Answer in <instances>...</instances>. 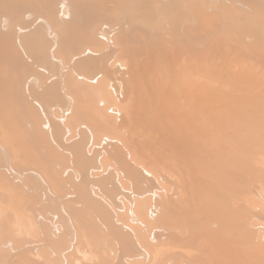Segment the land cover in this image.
<instances>
[{"label":"bare ground","instance_id":"obj_1","mask_svg":"<svg viewBox=\"0 0 264 264\" xmlns=\"http://www.w3.org/2000/svg\"><path fill=\"white\" fill-rule=\"evenodd\" d=\"M108 1L114 2L115 6L119 8H128V5L119 3L121 2V0ZM153 3L152 5L154 7L155 3L157 4V2H154L153 0ZM147 4H150V2ZM80 5V1L77 0L75 2L76 8L73 11V20L71 19V24L68 23V26H70L68 28H63V26H60V28H58V30L60 31L68 29V31L71 33L70 39L68 40V45L64 42L59 45L60 41L58 42L57 40V45H59V47H57L56 50L62 58L66 55V52H68L70 48H73L74 50L75 48H80L79 46H81L82 44H88L89 41L93 42L91 28L82 27L77 31L75 29L77 26L75 22L80 18L78 12ZM65 6L66 4L64 1L59 4V8H64ZM129 7L131 10L133 9L131 6ZM150 8L152 9L151 6ZM150 8H148V10H151ZM166 9L169 8L166 7ZM181 11L178 13L180 14ZM144 13V15L126 13L124 16L128 18L129 22H127L125 18H122V21L126 20L127 26L132 25V27L136 29L133 30L134 33L130 35V38L126 36L125 30L123 32V29L121 30L119 25L113 27L114 29L109 31L110 36L106 34V29L103 28V30L99 32L98 37L101 41L109 43L105 44L104 46L100 44L101 47L96 46L98 47L96 50L88 48V51L84 50L83 52H80L82 54L87 51L89 56L84 57L83 54L81 55L82 57L79 58L78 55L80 53L76 52L69 59L70 62L76 66L75 69L79 72L75 71L73 73L75 82L77 81V83H72L70 81L71 84L68 86V88L70 87L69 94L71 95L70 97L66 95V98L68 97L67 102H69L68 107L70 105L69 109L73 110L70 111V114H72L73 112V115L65 120L63 124L64 126L71 124L69 121L70 119L71 122H76L74 125H71L74 130L78 129L83 136L85 134V140L83 139V136L80 135L78 139L72 138L69 142L67 141L70 144L75 140L77 142L79 139H81V141H79L78 143H80V145L82 143L81 148H83L84 145L85 156L83 157L84 153L81 155L82 149H80V147H77V149L75 147V149L77 150V154H75L76 152L73 153L77 158L74 157V154L72 153L73 157L77 159L78 165H80V157L82 156L83 159H85L84 162L82 161V164L84 165L85 163L86 166L88 165V162L90 163V159L86 155L87 143L84 144V142L87 140L93 141L94 139H98L99 137H102V139H109L110 147L106 149L103 155L100 156L98 152L97 155H95L96 157H91V159L94 160V162L97 161L96 163L100 168L103 167V165H108L106 166V169H111L113 166H115V168L119 169V171L114 170L113 175L118 171L117 175L119 176L118 178L120 179V181H125L130 186L128 191L123 187L117 186L120 185V183H115V185L111 186L110 180L112 178L108 177L111 174L109 170H103L105 172L107 171V173L105 174V176L107 177L101 175L102 171L100 172V174H93L92 176L90 173L84 171L86 168L81 166V164L80 167L83 168L82 173L85 172L83 175L85 176L86 180L83 181V175L80 174L81 178L79 180V183H81L79 184L78 188L75 189L76 198L78 199L77 201L96 210L104 218V220L109 223L107 234L110 233V236H113L112 238H114L115 236V241L117 243H119L118 241H120L122 250H125V244H129L131 241L136 242L137 252L143 258L141 260L142 263L145 260V263L149 262V264H156L157 262L165 263V261V264H187V262L189 264L190 261H192V263L190 262L191 264H264V247H262V250L257 248V246L259 247V245L264 243V240H262L261 238L262 236L264 237V232L259 228L261 225H264V216H259V218H257L258 214L253 216L251 213L252 211L250 212L251 209H248L249 213H251L252 215V229L255 233H257L256 238H254L253 240V237H251L252 230L250 233L249 229L251 228H248L250 226H248V224H250V221H248L249 219L247 217L248 207L253 208V211H256V209H258V212H260L261 209L259 210V208L263 205L262 200L261 206L259 207L260 198L258 196V193H264V69L260 67L257 60H255L257 62V65L253 64V62L257 57L258 59L260 58L261 60H264V57H262L264 56V52H262L261 56V52H259L258 54V51L261 49L258 48L259 50L255 52L260 55V57L253 56V53L251 56L250 51H248L249 47L245 46L248 49L247 51L244 50L245 55L243 58L247 60L248 58L251 59V57H256L251 60L252 63L249 61L250 59H248L249 63H246V60L245 62H240L243 59L240 60L239 57L242 58V54L244 53L243 51H241L242 56L239 54L240 56L237 55V57L235 54H233L236 57L234 59L237 60L238 58V61L234 60V63L227 61L226 64L224 62L225 60H223V57H219V60H223V63L218 59V61H216L215 59L213 61V58L210 59L212 55H215L217 57L221 54L219 51L218 52L220 54L217 52L218 55L215 52L216 50L220 49L218 47V45H220L219 43L217 46H215L218 47V49L215 48V51H212L211 49V55L208 56L205 55L208 50L204 52L205 54L194 52L192 50L190 52L181 51L179 47H184L185 45L179 46L178 44L180 43L178 40V44H176L178 50V52H176L177 60L170 62L171 60L169 59L171 58L168 59V56H166L167 58L163 56V59L159 57L161 60H163L162 63H160L159 61L161 60H159L158 56L161 55L160 51L162 49H159L160 51L157 50V41L155 44L153 41L154 39L152 38V40L150 38L152 36L151 30H149L150 34L149 32H145V26H151L149 24L151 15L146 20L145 17L148 15V13L147 15L146 12ZM178 13L177 15H171L172 20L173 18L177 19L180 17ZM61 16H65L67 18L66 13L61 12ZM202 16L203 15H201V17ZM205 17L201 18V20L200 18H196L197 22H195L199 23L198 21H200L201 24H199L201 27V25L205 22L202 21L203 19H205ZM165 18L167 22H170L169 16ZM181 18L184 17L182 16L180 17V19ZM117 20L119 19L117 18ZM183 20L185 21V19H182V22ZM234 22L238 23L240 26L238 24L237 25L242 28V25L239 22H236V20ZM251 22H253L252 24H255L254 20H252ZM183 23L188 24V22ZM153 24L157 25V22H154ZM229 24H231V22ZM258 25H255L254 30ZM124 26L125 24L123 25V27ZM202 26L203 27L201 28H205L204 25ZM141 28L144 29L140 31ZM138 29L139 31H137ZM238 29L235 28V30ZM249 29H252V27ZM257 29H261V27H258ZM241 30L239 29V31ZM254 30L252 31L253 35ZM262 30L264 31V28L261 29V31ZM233 31L234 30H232V32ZM257 31L258 30H256L255 33H257ZM261 31L259 30L258 33H260ZM236 32L238 31L233 32V34ZM148 34L151 36H149ZM55 35L58 34H54V36ZM178 35L179 34H177V36ZM159 36L161 35L159 34ZM62 37H60L59 39L61 40ZM219 37H221L220 33ZM258 37L262 39L261 34ZM262 37L264 36L262 35ZM177 38L179 39V36ZM220 39L222 40V38ZM220 39L217 41L221 42ZM40 40H30L26 43L28 47L30 46V49L32 48L31 50L33 53L40 54L44 47H46L45 44H47V42L43 44L42 42H40ZM252 40L253 39H251V41ZM163 41L165 42V40ZM163 41H161L162 44ZM176 41L174 42V44L176 43ZM120 42L124 43V45L118 47V52H113V50H116L114 48H117L116 44ZM170 43L171 42L166 44L165 47H167ZM223 43L222 46H224L225 48L227 45L225 46L223 45ZM243 46H241L240 48L246 49ZM259 46H261V42ZM165 47L164 51L166 49H169H165ZM169 47L170 50H172V46ZM234 47L230 49H233ZM206 48H208V46ZM236 48L234 49L236 50ZM240 48H237L238 51L241 50ZM8 49L10 50V47L6 50ZM226 49L222 50L226 51ZM250 49L256 48H251L250 46ZM227 50L229 52V48ZM157 51H159V54H157ZM120 52L122 53V56L124 58H121L117 55V53L120 54ZM170 52L171 51H169V53ZM228 52H226L227 55H225L230 56L228 57V59L232 57V55H229V53H238L234 52V50L232 52ZM246 52L247 54L248 52L250 53L249 56L246 55ZM156 54L158 56H156ZM59 55L57 57H59ZM245 56H248V58ZM1 57L2 56H0V58ZM53 57L55 58V56ZM125 57L129 58L128 62ZM119 58L122 59L123 62ZM85 60L94 61L86 62ZM99 60H103L104 64L101 62L102 64L100 65ZM97 62H99V65ZM5 64L7 65L8 63ZM253 65L257 69H255ZM52 71L53 70H51V73H56V70L53 72ZM52 77L50 79H52ZM67 77L69 78V76ZM4 78L5 77H0V81L2 82ZM4 83L5 82H3V84ZM63 84L61 85L60 83L61 86H63ZM3 86V89L4 87L5 90L8 89V87L6 88V85L4 87ZM3 89V92H1V94L3 93L4 95H2L5 97V90ZM63 89L61 87V90ZM45 93L46 92L44 91V94ZM54 93H51L52 96ZM2 95L0 100L2 99ZM9 96L11 97V95ZM30 97L28 96V99H30ZM54 97L56 96L54 95ZM5 98L7 99V97ZM5 98L2 100L4 101ZM12 99L11 101H9L10 99H7V102L12 103L13 101H16H12ZM3 101L0 102L2 108L0 109L4 111L5 114L6 111L3 110L4 105L2 107V104H5L6 100L4 103H2ZM47 101L48 106L51 108L53 106V103L55 102L54 98L52 100L49 97ZM31 102L33 103V106L35 105V107L37 106L40 109V105L36 103L35 100H32ZM9 105L7 104L5 106L8 107ZM14 105L16 106V104ZM18 105L15 108L16 110H18L17 108L19 107V110L21 109V104ZM10 106L8 107L9 110L11 109ZM33 106H31V108ZM8 111L6 113H8ZM30 111L28 112L29 115H36L35 112ZM9 112L13 114L12 110H10ZM20 114L21 112H18V115ZM53 114H55V112ZM2 116H4L3 112ZM10 116L14 117L13 115ZM53 116L54 115H52V117ZM6 117L7 115L4 119H6ZM12 117H10V120L12 121L13 119V124L15 122V125H17L15 120L17 117H14L15 119ZM0 119V124H2V118ZM4 119L2 126H7L11 123L8 121L9 119ZM30 119L34 120L36 118L35 116L32 117L31 115ZM37 120L35 124V120L33 121L31 128L32 130L35 128L34 125L37 124ZM40 121L41 120H39V122ZM47 122L50 126L51 136L54 137V127L51 126V121L49 122V120H47ZM39 124L38 125L41 126L42 129H44L46 122L42 121V124ZM38 125H36V127H39ZM69 126L70 125H68L67 127ZM71 126L69 128H71ZM63 128L64 127H62V129ZM11 129L12 130L8 129L9 132L8 130L3 129L4 131L2 132L4 134H2V136L5 139V141L3 140V142L7 145V147L10 148L8 150L12 151L13 154H15L17 152L19 153L22 138L20 135L17 136V133H15L16 131L14 132L13 127H11ZM35 129L39 130L40 128ZM35 129L33 130L34 132H32V130L31 132L34 134V136H38V133L35 131ZM40 130L38 131L39 134L41 132ZM66 130L67 131H65L64 133L71 134V132L68 131L69 129ZM10 131L14 132L15 134ZM86 131L89 132L88 135ZM19 134H21V132ZM109 135L112 137H109ZM52 140L54 139L52 138ZM91 143L94 146L91 144L90 149L92 148V146L95 147L96 144L93 142ZM105 143H107V141ZM75 149L73 151H75ZM59 150L63 153H68L65 148H59ZM126 154L129 155V160L125 157ZM87 159L89 161L86 164ZM43 161L44 163L47 162L46 159H44ZM54 164L55 163H53V166ZM258 167H261L263 170H261L260 168L258 169ZM53 169L54 167L50 170ZM73 170L76 169L73 168L72 162V171ZM5 172L9 175H11V172L13 173V179L18 183V186H16L17 189L22 183L21 178L23 177L24 179L25 175L31 173H16L9 167H7ZM86 175L94 177V182H91L89 184ZM81 179H83V182L81 181ZM4 183L6 186L7 180H5ZM96 183L99 184L100 191L97 189V192L95 194L93 193L92 195V193H90V188L93 192H95L94 190L95 186L97 185ZM19 190L20 191L18 192H22V189ZM113 190H116L114 198H112L111 196ZM12 192L11 197H13ZM13 193L15 196L16 192ZM58 196L59 195H57L56 197ZM248 196L253 200V203H251V199H249L250 202L246 203L248 204V207L245 206V208V202L249 201H246L248 199ZM25 197L26 196H24V198ZM255 198L259 200L256 201ZM13 199L11 198L10 200ZM28 199H24L23 201L25 203L26 201L30 202L32 197L31 199L30 197H28ZM261 199H264V197ZM22 203L19 204H21L22 206ZM25 203L23 204L24 207ZM119 203L123 205V211H120V209L118 208L120 207L118 206ZM21 208L23 209V207ZM18 209L22 210L20 209V205ZM262 209L264 210V205L262 206ZM25 210H22L23 213H20L21 217H23L24 213L27 212V210L26 212ZM59 210H61V213L65 216V218L68 219V217H70L71 213H69V211H67L65 208L61 207ZM116 210H119V212L123 213V219H116L114 221L113 214H116ZM263 210L261 212H263ZM19 212L16 213L18 214L19 219H22L19 215ZM75 212L77 213V211ZM67 213H69V215ZM71 215L75 216L76 214L72 213ZM251 215L249 214V216ZM262 215H264V213ZM25 216L28 217L27 213L25 214ZM25 216L22 220H24V218L26 219ZM38 218L40 222H42V224H46V222L49 223L47 227L49 226V233L53 234V236L59 235L61 231H63L62 223L55 220L58 219V213L42 212V214L39 213ZM70 219L71 218L68 219L69 221L67 220V225L68 228L73 231V229L75 228H73L74 225H71V223H69L72 221V219ZM253 219H259V224H257L256 221H253ZM122 221H124V223ZM254 222L256 224H254ZM257 227L260 231L263 232L262 235L260 233V238L263 241V243L261 244H259L260 241H257L255 243V239L259 237L257 236L259 231H257ZM43 228L44 227L42 226L40 230L41 233L47 231L46 228H44L45 230H43ZM63 229H65V225ZM72 231L70 232V235L72 234V236H74L73 234H76L75 231L77 230L75 229L74 233ZM141 233H143V236H140ZM74 237L70 236V238L72 239ZM251 240H255L254 243L257 246L251 244ZM40 245H36L37 249L41 248ZM251 245L256 248H253ZM197 246L198 248L199 246H203V251L201 250L202 248L200 249L201 252L198 251ZM36 247L34 246L29 250L34 249L35 253L38 251L37 249V251H35ZM259 248H261V246ZM50 253L53 254V252L51 251ZM166 256H170V260ZM132 258L133 257H128V259ZM55 260L56 264H59L60 260ZM55 260L53 261L55 262ZM58 260L59 262L57 263ZM186 260L187 262H185Z\"/></svg>","mask_w":264,"mask_h":264},{"label":"rangeland","instance_id":"obj_2","mask_svg":"<svg viewBox=\"0 0 264 264\" xmlns=\"http://www.w3.org/2000/svg\"><path fill=\"white\" fill-rule=\"evenodd\" d=\"M63 1L65 2L66 6L64 8H59V4ZM76 1L77 0H0V49H1L0 50V56H2L0 58V60L3 59L0 61V66H1L0 72H1V74L4 71V73H3L4 75L0 74V77H2V78L5 77L4 80H2V82L0 81L1 82V84H0V98H1V95L3 94V93L1 94V92H3L2 86L6 85V88L8 87L9 91H8V89L5 90V87L3 86L4 87L3 90H5V97H7V99H10L9 101H11L12 98H13L12 101L16 100L15 102L13 101L12 103L11 102L8 103L7 102L8 100L3 96L4 94L2 95V99L5 98L6 102H5V100L4 101L2 99L0 100V102L3 101L2 103L5 102V104H2V107L4 105L3 110H5L7 112L9 110L8 107L11 105L10 110H12V113H13V114H11V112H9L10 110L8 111V113L5 112L7 117L9 115V117L8 118L6 117V119H9L8 121L11 122L10 124H12V125L8 124L9 123L8 122L7 123L8 127L6 125L5 126L3 125L4 126L3 127L2 126L3 119L5 118L6 115L4 114V111L1 110L2 108L0 105V108H1L0 109V115H1L0 118H2V124H0V172H1L0 181L2 182V183L0 182L1 183V185H0V223L2 222L0 224V264H54V263L56 264L55 259L60 260V262H59V260L57 261V263L59 262V264H141L142 263L141 260L143 258L137 252L136 242L131 241L129 244H125V250H122L120 241H118L119 243H117L115 241V236H114V238H112L113 236L111 237L110 233L107 234L108 229H109V223L106 222L104 220V218L96 210H94V209L84 205L83 203H80L77 201L78 199L76 198L75 189H77L79 184L81 183V182L79 183L81 175H83L85 173V172L82 173L83 168L80 167V165L82 164V161L83 162L85 161V159H83V157L85 156V150H84V145H83V148H81L82 143H81V145H80V143H78L79 141H81V139H79L77 142L75 140L70 144L68 143L72 138L78 139L80 137V135H82L78 129L74 130V128L71 126V125H74L76 122H74V121L71 122V120L69 119L71 124H68V125H70L71 128H69L70 126L67 127L68 125L67 126L65 125L66 126L65 127L63 124V122H65V120H67L68 118H70L73 115V112H72V114H70V111H73V110L69 109L70 105L68 107L69 102H67L68 97H70V95H71V94H69L70 87L68 88V86L71 84V82L72 83L75 82V77H74L73 73L75 71H78L75 69L76 66L74 64H72L69 59L76 52L80 53V52H83L84 50L88 51V48H91L92 50L93 49L96 50L100 46V44L104 46L105 44L109 43V42L101 41L100 38L98 37L99 32L102 31L103 28L106 29L105 30L106 34H108V36H110L109 31L113 30L114 29L113 27H116L119 25L121 30L123 29V32L125 30L126 36H128V38H130V35L134 33L133 30L135 28L132 27V25H128V26L126 25L127 22H129V21H128V18H126L124 15L126 13H132L135 15H140V14L144 15L145 14L144 12H146V15H147V13H148V15L145 17V19L147 20L148 17H150V15H151L152 18L150 17V19H149V24L151 26L146 25L145 26V28H146L145 32L146 33L149 32V34H150L149 30H151L152 36L149 34L148 35L151 36L150 37L151 39L152 38L154 39V40L153 39L152 40L154 41L155 44L157 41V45H156L157 50L162 49L161 51L165 52V53H163L159 50L162 56L157 55V54H159V51H157L156 56H158V58L160 57L162 59H163V56H165V58H167L166 56H168V59L171 58V59H169V60H171L170 62L177 60V56H176L177 53L176 52H178V50H177L176 44H178V40L180 43V44H178L179 46L185 45L184 47H179L181 51L190 52L192 50L194 52L204 53L205 51L208 50L206 52V54L204 53L205 55H208V56L211 55L212 51H215V48L218 49V47H219L220 49L216 50L215 52L217 53L219 51L221 54L219 52L218 53L221 56L218 55V53H217L218 58L215 55L214 56L212 55L210 57V59L213 58V61H214V59L216 61H218L219 57H223V60H225L224 62L226 64H227V61H230V62H233L234 60L238 61V58H237V60L234 58H236L235 55L240 56L241 51H243L244 53L242 52L243 53L242 54L243 56L241 55L242 58L239 57L240 60L243 59L240 62H245L246 59H244L243 57L245 55V51H247V49H248L246 47H249L248 51H250L251 56L253 53V56H256V57L259 56L260 57V55L262 56V52H264L263 51L264 40H262V39H264V37H262V35L264 36V33H261V32H264L263 30L261 31V29L264 28V0H154V2L155 1L157 2V4L155 3L154 7L152 5L153 0H145V1H143V0H121V2H119L121 4L128 5V8H119V7L115 6L114 2H111L108 0L107 1H105V0H78V1H80V4H81L79 7V11H78L80 18L77 19V21L75 22L77 24L75 29L77 31L82 27L91 28L93 42L89 41L88 44L87 43L82 44L81 46H79L80 48H77V49L75 48L74 50H73V48H70V50H68V52H66V55L62 58L58 54L56 49L63 42L65 44L67 43V45H68V40L70 39L71 33L68 31V29H65L64 31H60V30H58V28H60V26H63V28L64 27L68 28L70 26V25L68 26V23L71 24V22H72L71 19L73 20L72 16H73V11L76 8V6H75ZM146 2L147 3L150 2V4H147ZM116 5H118V4H116ZM129 6H131L133 9L131 10ZM150 6L152 7V9L150 8ZM165 6L169 9H166ZM172 6L174 9L172 8ZM146 8H147V10H148V8H150L152 11L154 10L155 12L154 11L152 12L151 10L147 11ZM170 8H172V9H170ZM164 9H165V11H164ZM169 10H170V12H169ZM60 11L63 13H66L67 18L65 16H61ZM180 11H181V13L179 14L178 12H180ZM183 11L184 12L186 11L185 12L186 15L184 14ZM59 12H60V16H59ZM164 12H165V14H164ZM173 12H176V13H173ZM177 13L180 17L183 16L184 18L180 19V17H179L177 19L173 18V20H172L171 15L172 14L177 15ZM181 14H183V15H181ZM201 15H203L204 17L206 16L208 18L207 19L205 17V19L202 20V21H205L202 24V25H204L205 28H201V27H203L202 25L200 27V24H201L200 21H198L200 24L196 23L197 22L196 18H200ZM243 15H245V16H243ZM168 16L170 18L169 19L170 22H167V20L165 18ZM185 16H187V17H185ZM198 16H200V17H198ZM203 16L201 18H204ZM117 18L119 20H117ZM122 18H125L127 20V22L125 19H124L125 21H122ZM201 18H200V20H201ZM226 18H227V20H226ZM182 19H185V21L183 20V22H188V24L183 23ZM245 19H246V21H245ZM206 20H208V21H206ZM235 20H236V22H239L242 25L241 27L245 31L239 27L240 25L238 23L234 22ZM252 20H254L255 24H252L253 23V22H251ZM153 21L157 22L158 26L154 25ZM215 22H216V24H215ZM230 22H231V24H229ZM46 23H47V25H46ZM258 23H259V25H258ZM124 24H125V26L123 27ZM255 25H258V26L254 30ZM236 26H238V27H236ZM248 26H250V27H248ZM48 27H49V29H48ZM251 27H252V29H249ZM258 27H261V29H257ZM168 28H170V29H168ZM235 28L236 29L239 28L240 30L241 29L242 30L241 31H239V29L235 30ZM143 29L144 28H141L140 31ZM21 30H22V32H21ZM54 30H55V32H54ZM232 30H234L233 32L238 31V32H236L237 34L236 33L233 34ZM253 30H254V35L252 32ZM256 30H258V31L260 30L261 32L258 33V31H257V33H255ZM42 31H43V33H42ZM137 31H139V29ZM218 31H219L221 37H219ZM230 32H232V33H230ZM30 33L32 34V39H31ZM33 33H34V35H33ZM120 33H122V32H120ZM217 33H218V35H217ZM229 33H230V35H229ZM37 34H38V36H37ZM54 34H58V35L54 36ZM159 34L161 36H159ZM177 34H179L178 35L179 39L177 38L178 37ZM226 34H228L229 36ZM260 34H261L262 39H260V37H258V36H260ZM62 35H63V37H62ZM59 36L62 37L61 40H63V41H61L59 39L60 38ZM215 38H216V41H215ZM220 38H222V40ZM223 38H225V39H223ZM256 38L259 40H257ZM219 39L221 40V42L217 41ZM251 39H253L254 41L253 40L251 41ZM30 40H38V41L40 40V42H42L43 44L46 42H47V44H45L46 47H44V49L40 52V54L39 53L37 54V53H33L31 50L32 48L30 49V46L28 47V45L26 44ZM54 40H56V41H54ZM57 40H58V42L60 41L59 45H57L58 44ZM163 40H165V42ZM161 41H163L164 45L162 44ZM168 41L171 43L167 47H165V45L169 43ZM175 41H176V43L174 44ZM211 41H213V42H211ZM259 41L261 42V46H259L260 45ZM16 42H18V43H16ZM97 42H98V44H97ZM210 43H211V45H210ZM218 43L220 45H218ZM222 43H223V45H225V46L227 45V46L224 48V46H222ZM116 45H117V48L115 47L114 49H116V50H113V52H118V49H119L118 47L123 46L124 43L120 42ZM217 45H218V47H215ZM96 46H98V47H96ZM169 46H172V48H171L172 50H170ZM207 46H208V48H206ZM213 46H214V49H213ZM236 46L238 49L241 46H243L246 49L240 48L241 50L238 51ZM250 46H251V48L255 47L256 49H250ZM9 47H10V50L9 49L6 50ZM164 47H165V49L166 48H169V49H166L164 51ZM232 47L236 48V50L234 48L230 49ZM226 48L227 49L229 48V52H232L234 50V52H238V53L237 54L233 53V52L229 53ZM258 48L261 49L262 51L259 50ZM4 49H5V51H4ZM211 49H212V51H211ZM222 49H226V51L222 50ZM257 50H259L258 54H259V52H261L260 55H258L255 52ZM87 51H85L82 54L78 53L79 54L78 57L79 58L82 57L81 55H83V54H84L83 55L84 57L89 56ZM169 51H171V52L169 53ZM9 52H11V53H9ZM46 52H48V53H46ZM226 52H228L229 55L231 54L233 58L231 57L228 59V57H230V56H225V55H227ZM172 53H174V54H172ZM250 53L248 52V54H247V52H246V55L249 56ZM254 53H256L257 55ZM45 54H46V56H45ZM52 54H53V56H55V58L52 56ZM57 54L59 55V57H57L58 56ZM233 54H235V55H233ZM117 55L121 58L123 57L121 52H120V54L117 53ZM248 56H245V57L248 58ZM226 57H227V59H226ZM256 57H251V59L250 58H248V59H250L249 61L252 63L251 60H253ZM262 57H264V56H262ZM105 58H106V56H105ZM160 58H159V60H161ZM60 59H61V61H60ZM125 59L128 62L129 58L125 57ZM248 59L246 60L247 61L246 63H249ZM259 59H258V57L256 59H254L255 63L253 62V64L257 65V62H258L260 67L262 69H264V66H262V65H264V60H261V59L259 60ZM120 60L122 61V59H120ZM223 60H221L222 63H223ZM255 60H257V62ZM85 61L86 62H92L94 60H85ZM162 61L163 60H161L159 62L162 63ZM99 62H100V65L102 63L104 64L103 60L102 61L99 60ZM99 62H97L98 65H99ZM5 63H8V64L6 65ZM59 63H61V64H59ZM39 65L42 69L39 67ZM42 65H43V67H42ZM44 65H46V66H44ZM55 65L59 69H57L55 67ZM49 66H50V68H49ZM6 67H7V69H6ZM253 67H255V66L253 65ZM261 68H258V69H261ZM255 69H257V68L255 67ZM51 70L55 71L56 73H54L53 71H52L53 73H51ZM69 74H71L72 76ZM67 76H69V78ZM51 77H52V79H50ZM66 77L68 78V80ZM3 82H5V83L3 84ZM49 82H51V83H49ZM60 83H61V85L64 83L63 84L64 87L61 86ZM75 83H77V81ZM61 87H62V89L63 88L64 89L61 90ZM45 88H47V89H45ZM56 88H57V90H56ZM6 91H7V93H6ZM44 91L47 93V95H46V93L44 94ZM37 93H38V95H37ZM51 93H54L53 96ZM30 94H31V97H30ZM9 95H11V97ZM54 95L56 97H54ZM66 95L68 96L67 98H66ZM28 96L30 97V99H28ZM49 97L52 100H53V98L55 100V102L53 103V106L51 108L48 106V101H47ZM31 99L35 100L36 103H38L40 105V109L37 106L35 107V105L34 106L32 105L33 103L31 102L32 101ZM42 101H44V102H42ZM60 101H63V102H60ZM6 103L8 105L10 103L11 104L7 107V106H5V105H7ZM14 104H16V106ZM18 104H21L20 110H19L20 107L17 108L18 110L15 109ZM12 105H14L15 107ZM18 106H20V105H18ZM31 106H33V107L31 108ZM30 110L32 112H35V114H36V115L31 114L32 117L35 116V118H36V119H34L35 121L30 119L31 115H29V113H28ZM17 111L21 112V114L18 115ZM2 112H3L4 116H2ZM54 112H55V114H53ZM25 114H27V115H25ZM69 114H70V116H69ZM10 115H13L15 118L16 117L17 118L15 119L14 117H12ZM52 115H54V116L52 117ZM27 116H28V118H27ZM10 117H12L16 120L17 125H15V122L13 124V119L11 121ZM6 119H4V120H6ZM37 119H39L41 121L39 122V120H37ZM36 120H37L36 125H38L39 123L42 124V121L46 122L44 129H42L41 126H39L40 124L38 125L39 127H36V125H34L35 128L41 129V130L39 129L41 131L39 134V132H38L39 130H36L33 127L35 129V131L38 133L37 134L38 136H34V134L32 133V132H34L33 131L34 129L33 130L31 129L33 121L35 124ZM47 120H49V122L51 121L50 122L51 126L54 127L53 128L54 137L51 136L50 126H49V123L47 122ZM80 121H78V122H80ZM0 123H1V121H0ZM60 124H61V126H60ZM9 126H10V128H9ZM5 127H6V129H5ZM11 127H13L14 132L16 131L15 133H17V136L20 135L22 138V143L20 145L19 153L17 152L15 154H13L12 151L8 150L10 148L7 147V145L3 142V140L5 141V139L2 136V134H4L2 131L8 130V129L12 130ZM56 127H57V130H56ZM62 127H64L63 128L64 130L62 129ZM65 128L69 129L68 131H70L71 134L64 133L65 131H67ZM59 129H61L63 131H61ZM31 130H32V132H31ZM55 130L58 132H56ZM8 132H9V130H8ZM10 132H12V131H10ZM14 132H12V133H14ZM20 132H21V134H19ZM86 132L88 135L89 132L88 131H86ZM55 134H57V135H55ZM38 137H39V139H38ZM109 137H112V136L109 135ZM52 138L54 140H52ZM83 139L85 140V134L83 136ZM101 139H102V137H99L98 139H94L93 141L87 140L84 142V144L87 143V148H86L87 154L86 155L90 159V163L88 162L89 160L87 159L86 164L88 162V165L85 166V163H84V165L82 164L81 166L85 167L86 169L84 168L85 169L84 171H86L87 173H90L92 176H93V174H96V175L100 174L101 171H102L101 175L105 176V174L109 170L111 174L108 177L112 178V179L110 178L111 179L110 185L112 186V185H115V183H120V185H117V186L123 187V188H125V190L128 191L130 188L129 184L125 181H120V179L118 178L119 176L117 175V172L119 171V169H116L115 166H113L111 169H108V168L106 169V166H108V165H103V167L100 168L99 165H97V163H96L97 161L94 162V160L91 159V157L94 158V156L97 155L98 152H99L100 156L103 155V153L106 151V149H108L110 147L109 146V144H110L109 139H102L103 142L101 141ZM84 140H82V141H84ZM104 140H106L107 143H105L106 141H104ZM91 142L96 143L95 147H93L94 145ZM2 143L4 146L2 145ZM98 143H100V144H98ZM91 144L93 146L90 149ZM3 147H6V148H3ZM75 147H76V149H77V147H80V149H82L81 155L84 153L83 157L80 155L81 156L80 157L81 158V160H80L81 164L80 165H78L77 159L74 158V157H76L75 154H77V150L75 149ZM59 148H61V149L65 148L68 153L67 154L63 153L62 151L59 150ZM73 148L75 149V151H73L74 150ZM10 152H11V154H10ZM73 152L74 153L76 152V153L74 154ZM72 153L74 154V157H73ZM17 154L19 157L17 156ZM125 157L129 160V155L126 154ZM44 159H46V161H47L46 163H44V161H43ZM72 162H73V168L76 169L73 171H72ZM53 163H55L54 166H53ZM76 165H78L80 168ZM7 167H9L12 171H14L16 173L31 172L30 174L25 175L24 179H23V177L21 178L22 183H21V185L20 184L19 185L22 187L19 186L18 189L16 188V186H18V183L13 179V176H12L13 173L12 172H11V175H9L8 173L5 172ZM53 167H54V169L50 170ZM259 168L261 170H263L261 167H258V169ZM104 169H106L107 171L106 172L103 171ZM114 170H118V171L113 175ZM92 176L86 175V177L88 178L89 184L91 182H94V180H95L94 177H92ZM105 177H107V176H105ZM83 179H81V181L86 180L84 175H83ZM2 180H4V181H2ZM5 180H7L8 185L6 184V186L7 187L9 186L8 188L5 186V183H4ZM75 183L76 184L78 183V184L76 185ZM2 185H4L6 188ZM23 186H24V189H23ZM25 186H27V187H25ZM19 189H22V192H18V191H20ZM97 189L100 191L99 184H97L95 186V190H94L95 192H93L92 189L90 188V193H92V195H93V193L95 194L97 192ZM12 191L16 192L15 196H14V193ZM11 192H12L13 197H11ZM17 192H18V194H17ZM115 194H116V190H113V192L111 194L112 198H114ZM258 194H259L258 196L260 198V203H259L260 204L259 207H260L262 200H263L262 203L264 205V199H261L264 197V195H262L264 193H262V194L258 193ZM57 195H59L58 196L59 198L56 197ZM24 196H26V197L28 196V197H30V199L32 197V199L30 200L31 203L29 201L28 202L26 201V203H25L23 200L28 199V197L24 198ZM258 196H256V197H258ZM10 197L12 199L13 198L14 199L10 200L11 199ZM249 199H251V198H249V196H248V199L246 201H248ZM257 200H259V199H256V201ZM256 201H255V203H256ZM249 202H250V200L248 202H245L244 207L245 206L248 207L247 206L248 204H246V203H249ZM19 203H22V206ZM24 203H25V207L23 206ZM251 203H253L252 199H251ZM19 205H20V209H22L21 207H23V209H22L23 211L25 209L27 210V212H26V210H25V212L27 213L28 217L25 216L26 213H24V216L26 217V219L24 218V220H22L24 216L21 217V214H20V213H23V211L18 209ZM118 206L121 207V208L118 207L120 209V211L124 210L122 207L123 206L122 204L119 203ZM253 206H255V205H253ZM262 206L260 208L259 207H256V208H259V210L261 209V211H262L263 210ZM61 207L65 208L71 214L72 213L76 214L75 216L70 214V217H68V219L69 218L72 219V221L69 223H71V225H74V227L73 226L72 227L75 228L77 231H75V229H73V228H72L73 231L68 228L67 223L69 220L67 218H65V216L61 213V210H59ZM249 208L251 209L250 212L252 211L251 213L253 216L258 214L257 215L258 217L256 216L257 218H259V216L260 217L264 216V215H262L264 213V210H263V212L260 211L261 212V214H260V212H258V209H256V211H253L254 210L253 208H251V207L247 208V212H248L247 217L249 219L248 221H250V224H248V222H247V224H248V226L249 225L251 226V227L249 226L248 228H251V229H249L250 233L252 230L251 237H253L252 238V240H253L254 238H256L257 233H255L252 229L253 228V226L251 224L252 223V220H251L252 215H251V213H249V210H248ZM16 209H18V210H16ZM15 210L17 213L19 211H21V212H19V215L22 219H19V216L15 212ZM75 211H77V213L79 215ZM1 212H3V213H1ZM42 212L58 213V219H55V220L60 221L62 223L63 228L65 225V229L62 228L63 231H61V233L59 235L53 236V234L49 233V230H50L48 228L49 226L47 227V225H49V223L46 222V224H44V223L42 224V222H40V220L38 218L39 213L42 214ZM256 212H258V213H256ZM69 213H67V214L69 215ZM254 213H256V214H254ZM249 214L251 216H249ZM113 215H114V221L116 219H123L122 218L123 213L119 212V210L118 211L116 210V214H113ZM71 216H73V217H71ZM65 219H67L68 221ZM258 220L259 219H253V221H256V223L259 224ZM122 222L124 223V221H122ZM256 223L254 222V224H256ZM42 226L47 229V231H44L45 233L42 231L44 234L40 232ZM69 226H70V224H69ZM261 226H262V228L264 227V225H261ZM261 226L259 228H260V230H263V232H264V228L262 229ZM39 227H41V228H39ZM44 228H43V230H45ZM68 229H69V231H68ZM258 230L259 229L257 227V231ZM71 231L73 233L75 231L77 235L75 233L73 235L74 236L76 235L77 237L72 236V234L70 235ZM259 231H258V235H257L259 237L257 239H255L256 241L255 240L254 241H255V243L257 241H260L259 244H261V243H263L262 240H264L263 239L264 237L260 236V233L262 235L263 232L262 231L259 232ZM142 234L143 233H141L140 236ZM70 236L74 237L73 238L74 240L72 238H70ZM260 237L262 238V240ZM252 240L250 243L255 245L254 241H252ZM263 244L259 245V247L261 246V248H259L257 245H255V246H257L258 249L262 250V247H264ZM36 245H38V246L40 245L41 248L37 249ZM253 245H251V246L253 247ZM34 246L36 247L35 251L38 250L35 253H34V249L29 250L30 248H32ZM202 247L199 246V248H198V246H197V250L200 251V249ZM253 248H256V247H253ZM203 249L204 248H202L201 250L203 251ZM50 251L53 252V254L50 253ZM263 251H264V248H263ZM52 255H54V256H52ZM128 257H133V258L128 259ZM166 257L169 260L171 258L170 256H166ZM48 259L50 260V262ZM53 260H55V262ZM183 260H185V259H183ZM145 262L146 261L144 260L142 264H149V262H147V263H145ZM185 262H187V260ZM190 262L192 263V261H190ZM190 262H189V264H191ZM165 263H166V261H165ZM165 263L164 262L163 263L157 262L156 264H165ZM187 264H188V262H187Z\"/></svg>","mask_w":264,"mask_h":264}]
</instances>
